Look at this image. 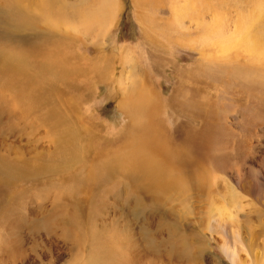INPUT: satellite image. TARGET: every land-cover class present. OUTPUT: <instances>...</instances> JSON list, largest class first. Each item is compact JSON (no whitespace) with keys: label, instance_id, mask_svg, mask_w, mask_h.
Wrapping results in <instances>:
<instances>
[{"label":"rangeland","instance_id":"374dc122","mask_svg":"<svg viewBox=\"0 0 264 264\" xmlns=\"http://www.w3.org/2000/svg\"><path fill=\"white\" fill-rule=\"evenodd\" d=\"M44 2L50 6L48 22L38 12ZM28 4L37 12L36 29L52 35L62 30L58 32L66 39L63 48L70 62L65 71L47 68L40 86L45 92L39 86L33 89L34 105L31 98L11 96L26 94L19 83L13 84L7 100L0 95L1 208L4 198L13 194L0 210V264H73L79 249L89 246L88 238L79 245L76 240L82 236L75 225L83 211L90 218L82 220L91 224H84L80 232L112 224L106 226L110 227L106 232L111 229L106 234L118 231L117 248L126 258L146 262L139 264H153L152 260L234 264L235 259L236 264H261L264 37L243 41L239 34L250 17L259 18L264 29V0H31ZM4 6L0 0V28L6 30L17 22ZM256 41L259 46L248 47ZM77 70L84 79L78 78ZM5 71L2 83L10 75ZM143 82L158 98L150 124L192 158L189 169L181 166L185 182L158 196L142 192L143 181L135 180L120 164L101 167L95 181L88 171L95 162L125 157L124 142L134 114L129 117L123 100L144 90ZM61 208L68 211L66 223L59 216ZM72 217L77 223L69 220ZM143 227L150 230L145 233ZM124 231L133 237L126 234L127 239Z\"/></svg>","mask_w":264,"mask_h":264},{"label":"bare ground","instance_id":"6f19581e","mask_svg":"<svg viewBox=\"0 0 264 264\" xmlns=\"http://www.w3.org/2000/svg\"><path fill=\"white\" fill-rule=\"evenodd\" d=\"M30 1L31 0H2V3H4L6 6L4 11L8 15L15 18L16 22H17L16 26L13 23L9 27H7L8 29H6V30H4L3 28H0V78L2 77V74L5 70H6L5 71L6 73L10 74L8 76V79H7L8 82H6V81L3 83L0 82V95H1V97L3 96L4 98H6L5 100H7V96H8L7 93L10 92V90H12V88L14 87L13 84L17 83L16 85H18V83H19V85L21 84L20 86H22V88L25 90L23 92H26V94L22 92L23 94H25V95H22L20 93L21 91L19 92V94L22 95V96L20 95V97L17 94L11 95L12 94L11 92H10L11 94L10 93L9 94L11 96H14V98L15 97L16 98H21V97L22 98H25V97L31 98L32 99L31 101L33 103L34 100L32 98V92L38 86H39V90L42 89V88H40V86H41V84L43 85L45 82L46 75L44 72L47 71V68H50L51 66H53V67L56 66V68L59 67L65 71L66 66L70 62L68 55L66 54V51H64V48H63L66 45V43H65L66 39L64 38V36L61 35V33L58 32V31H60L59 29L53 35L51 33H49L50 31L44 32V29H36L38 27V26H36V23H35V19H37L36 18L37 12L35 13L34 11H32L30 5L28 4ZM26 3H27V5H25ZM40 7H41V9H38L39 10L38 12L41 16V19L47 20V22H48L49 19L51 18L50 16H48L49 11H50L49 4H47L45 6V2H44V5H41ZM0 9H1V7H0ZM30 13H31V17L29 16ZM249 19H251V20L249 22H246L244 24V27L241 29L240 34H239V36H240L239 39L244 41L245 39L249 40V38L251 36H253L256 39L264 37V29H263V27H261L259 25V23L261 22V21H259V18L255 19L253 17H250ZM260 41L261 40H259V43H260ZM256 45H258V41H256L254 43V46L252 45V43H250L248 45V47H251L254 49V48H256ZM24 64H25V66H24ZM35 66L38 67V72L35 70ZM53 69L55 70V67ZM53 69H52V71L54 72ZM53 72H51V73H53ZM76 73H78L77 75H78L79 79L80 78L84 79V77H82L80 71L77 70ZM55 74L53 76L54 78H55ZM83 75L86 76V74H83ZM46 80H47V78H46ZM61 80H63V79L61 78ZM146 84L144 83V85L142 87H145V88H144V90H141L140 93H138V91H137V93L134 95L132 92L131 94H129V96H130L129 98L125 97L123 100L124 107L126 108V112L128 113L129 117L132 118L133 114H134V119L132 118L129 129L127 131V132H129L128 133L129 135L126 133L127 138H129V139L128 140L126 139L127 140L126 143L124 142V144H126L125 146L128 148L125 157L122 159L120 157H117L116 160H112V161L110 160V161H106V162H95L90 167V170H88V171H89V176H91L95 181V180H97L96 173L100 170L101 167H103V166L109 167L108 165L112 166V164H120L122 167L128 169L129 170L128 172H131V174L135 180L138 179V181L139 180L143 181V183L145 184L144 185L145 189L142 192H144L145 194H147V193L148 194H156L158 196L159 192L162 193L167 187L169 188V186H171V185H180L181 186V184H183L185 182L184 181V171L181 170V166H183L184 168H188L190 165L189 163H192V158L190 156V153L187 150L185 152L184 148H179L178 146L171 145L167 141V139H165V135L163 136V133L158 128L157 129L153 128L152 126L155 123L153 125L150 124L153 120V118H152L153 113L158 108V103H157L158 98H157L156 92H154V89H152L150 86H148ZM17 88H20V87H17ZM43 89H44V87H43ZM18 91H19V89L16 90V92H18ZM43 91L45 92V90H43ZM142 91H144V93ZM34 95H36V94H34ZM1 97H0V99H1ZM22 98H21V100H22ZM27 98H25V100ZM60 99L61 98H60V94H59V100ZM1 100H3V98ZM28 100H30V99H27V101ZM60 101H61V105H62L63 104L62 103L63 98ZM18 102H21V101H18ZM18 102L16 104H19ZM34 102H36V101H34ZM5 104H3V105H5ZM7 105L8 104H6V106ZM32 105H34V103ZM61 105H58V106H60L59 108H61ZM13 108L16 109L15 106ZM31 108H33V107H31ZM10 109H12V107ZM15 109H13V110H15ZM26 112L28 113L29 111H26ZM143 113H145L146 115H143ZM66 123H68V122H66ZM53 126L52 127L50 126V127L53 128ZM65 127L67 128V125ZM57 130L53 131L52 135L53 134L56 135ZM61 131H62V129H61ZM58 134H60V131ZM64 134H66V131L64 132ZM65 136H68V135H65ZM62 137H64V136L62 135ZM60 139H62V138H60ZM61 141H63V140H61ZM61 141H59V143ZM63 142L65 143V141H63ZM63 142H61L60 145H63L62 144ZM53 143L55 144V141H53ZM58 144L56 143V145H58ZM56 145H54V146H56ZM62 148L60 149V151L62 150ZM58 150H59V148H58ZM57 153L55 151L54 155L56 156ZM3 157H4V155H3ZM54 159H56V157ZM20 162H21V160H20ZM32 162H34V161H32ZM126 171H125V173L123 172L122 174L126 175ZM114 172H115V170H114ZM74 175H76V174H74ZM102 176L104 177V175H102ZM70 177H72V176H70ZM125 177H127V175ZM73 179H77V176H76V178H73ZM132 182H133V180H132ZM104 183H105V181H104ZM91 184H92V182H91ZM114 187H116V186H114ZM125 189H126V186H125ZM128 190H130V189H128ZM138 190H139V188H138ZM93 192H95V191H93ZM104 192H105V190H104ZM126 192H128V191H126ZM115 193L117 194V192H115ZM105 194H106V192H105ZM108 194H111V191ZM11 195H13V194H11ZM11 195L8 198L5 196L6 198H4V203L1 204L2 208L0 206L1 211L4 210L5 207L8 205V203L10 202L11 198L13 197ZM138 195H139V193H138ZM90 196H92V195H90ZM86 197H84V198H86ZM136 197H138V196L136 195ZM142 197H144V196H142ZM87 199H83V200H85V202H86ZM127 199H129V197H127ZM53 202H54V200H53ZM79 202H81V201H79ZM89 202H91V201H89ZM136 204H138V203H136ZM83 207H85V206H83ZM140 207H141V205H140ZM150 210L151 209L149 208V211ZM58 212H59V216H63L62 217L63 220L66 217L65 214L68 215V211L64 210L62 208L59 209ZM135 213H136V211H135ZM101 214L103 215V213H101ZM84 215H86V214L83 211V214H81V220L78 223H77V221H75V219L73 217L72 218L74 220L69 219L70 221H75V223H77L75 225L76 226L75 228L77 229L76 230L77 233H82V236L76 237V240L78 241L77 242L78 245L80 244L81 240H85L87 238H88L87 244L89 245L87 248L83 247L82 250L79 249L76 258L73 259V264H139L140 262L146 263L145 261H142L143 258H139V257L137 258L136 257V258L131 259V258H129L130 257L129 255H128L129 257L127 256L128 258L123 256V254H124L123 250L120 251V249H118L119 247L117 248V243L120 242V238H121V235H119L118 231L112 229L113 234H111V233L106 234V233H109L111 231V229H110L109 232H106V229L110 228L112 224L110 225V224L105 223L106 225L105 226L103 225L104 227L102 228V230H98L99 228L97 229L95 227L98 224L95 226L92 225V226H89L91 228L88 232H86V233L80 232L79 230L82 229V227L85 226L84 224L87 223V222L84 223V221L82 220V218L84 219V217H85ZM67 217L65 218V220L68 219ZM89 218L88 219L86 218L85 221L89 220ZM59 219L62 220L61 218H59ZM0 220H1V218H0ZM69 220H68V222H69ZM91 220H94V219L91 218ZM64 221H62V222H64ZM66 222L67 221H65L64 223H66ZM115 222H117V221H115ZM71 224H72L71 225L72 227H70V228H74V226H73L74 222H72ZM87 224H91V223H87ZM117 224H118V222L115 225L117 226ZM130 224L131 223L129 222V225ZM109 225H110V227L107 228L106 226H109ZM162 225H163V221H161V223L158 225V227H160ZM114 226L112 228H114ZM120 226L118 227V230H119ZM142 226H144V225H142ZM87 227H88V225H87ZM127 227L131 230V228L129 226H127ZM95 228L99 231V233H97L94 230ZM88 229H86V230H88ZM122 230H123V228H122ZM142 231H144L145 233L148 232V231H146L145 227L142 228ZM119 232L123 234V231L122 232L119 231ZM128 232L130 234V231H128ZM128 232L125 233V231H124L123 236L128 234ZM83 233H85V234H83ZM131 235H132V233H131ZM70 237H73V236H70ZM125 237H122L121 240H123V238H125ZM132 237H133V235H132ZM132 237H130V235H129L130 239ZM126 238L129 239L128 237H126ZM127 239L125 240V242H127ZM136 240H135V243H136ZM149 240H151V239H149ZM152 241H154V240H152ZM235 241H237V240H235ZM139 242H140V240H139ZM135 243H134V245H136ZM142 243H145V242L142 241ZM160 243H161V241H160ZM125 244H128V243H125ZM132 244H130V245H132ZM134 245L132 247H134ZM144 245H141V247ZM234 245H236V244H234ZM139 246L136 245V247L140 248ZM120 248H122V246ZM235 248L236 247L234 246L232 253H231V258L233 261H234L235 255H236V249ZM85 249L87 250L86 255L84 257V259H86V261L81 263L80 261L83 258L82 255H83V251ZM117 249H118V251H117ZM122 249H124V248H122ZM145 249H147V248H145ZM129 250H131V249H129ZM129 250L127 252H130ZM141 250H144V249H141ZM138 251H140V250H137V252ZM155 251H157V249H155ZM228 251L229 250H227V254H229ZM133 252H136V251H133ZM142 252H145V250ZM142 252H141V254H142ZM157 253H159V252H157ZM136 254H139V253H136ZM7 256H9V255H7ZM149 262H151V261H149ZM152 263L156 264L155 260H152ZM234 264H236V259H235ZM240 264H244V263H240ZM261 264H264V261L261 262Z\"/></svg>","mask_w":264,"mask_h":264}]
</instances>
